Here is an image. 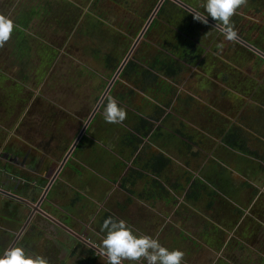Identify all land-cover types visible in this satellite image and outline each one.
Listing matches in <instances>:
<instances>
[{"label":"rangeland","instance_id":"obj_1","mask_svg":"<svg viewBox=\"0 0 264 264\" xmlns=\"http://www.w3.org/2000/svg\"><path fill=\"white\" fill-rule=\"evenodd\" d=\"M181 1L206 13L204 0ZM148 3L149 0H0V14L12 20L20 9L27 10L31 4L40 5L44 13L32 22V50L26 63L19 61L12 50L13 36L0 45V153L13 138L16 145L20 141L32 146L40 144L46 151L44 158L55 150L57 162L53 165L58 167L64 151L72 147L96 110L71 158L72 167L61 173L60 181H55L59 197L53 202L57 206L70 209L68 203L75 190L83 194L67 211L70 216L57 210L66 225L83 228L81 221L95 225L102 217L98 209L103 205L117 211L134 232L158 238L169 249L182 250L183 264H264V60L238 41L226 40L211 23L184 15L180 24L166 20L149 25L128 59L150 63L175 46L180 60L186 39L196 42L198 55L203 56L198 65H186L179 76L170 79L180 100L174 99L167 111L172 112V117H161L154 123L147 140L151 145L144 161L159 152L172 158L171 165L158 176L169 190L170 200L144 196L147 193L143 194V190L154 178L145 173L144 179L133 186V202L128 206L125 201L120 183L127 184L131 175L134 178L143 161L138 164L136 153L122 144L124 135L132 131L140 117L150 118L155 104L163 105L168 97L163 90L131 92L134 84L121 75L110 86L114 74L110 76L105 69L102 55L111 50L106 38L122 39L119 33H126L128 42L112 50L114 56L125 59L152 15ZM263 4L264 0H245L231 17V24L244 39L264 45V16L258 12L264 10ZM188 22L194 25L190 30ZM250 70L257 75L251 76ZM106 89L103 101L110 96L126 110L122 123L110 124L103 119V101L99 104V100ZM232 124L243 127L248 147L259 158L223 145L221 131ZM178 129L193 135L190 147L181 143ZM190 174L199 175L208 190L215 191L213 202L206 192L199 200L187 198L184 190L189 186L186 179ZM29 176L35 179L33 173ZM246 179L252 182L251 187L242 185ZM38 181L48 183L41 177ZM175 183L185 189H173ZM231 188L237 191L233 198ZM82 204L86 205L85 211L79 208ZM95 213L98 216L92 218ZM1 224L4 226V221ZM34 254L42 255V249ZM51 262L58 264L52 259ZM139 264H145L143 259Z\"/></svg>","mask_w":264,"mask_h":264},{"label":"flooded vegetation","instance_id":"obj_2","mask_svg":"<svg viewBox=\"0 0 264 264\" xmlns=\"http://www.w3.org/2000/svg\"><path fill=\"white\" fill-rule=\"evenodd\" d=\"M159 1L160 0H158V2ZM151 4L152 2L149 0L147 6L149 9H151ZM157 4L153 7V12L157 7ZM176 4L179 6L178 3ZM185 4L189 6L188 2ZM182 8L186 9L184 7ZM153 12L150 14H153ZM189 12L194 15L193 12ZM198 13L201 15H207L206 13ZM157 14L154 15V18L149 25L153 24ZM150 16L147 19L146 24L149 21ZM208 19L211 20L209 17ZM170 21L174 24L179 23V21ZM213 22L217 24L215 21ZM158 23L160 22L154 24L156 25ZM237 37L245 43L253 46L244 39L243 36L237 34ZM236 41L246 46L239 40ZM255 48L264 53L260 48ZM261 58L264 60V57L261 56ZM201 61H203V56L199 58L196 64L198 65ZM250 74L251 76L257 75L254 70H250ZM258 76H260V80L263 78V76L261 77L260 72ZM135 91L139 90L135 87ZM14 139L15 138H13V142H6V145H8H5L0 153V159L3 162V164L0 165V219L1 223L4 221V226L0 223V251L12 246H21L25 248L26 251L34 254L39 248H41L43 252L42 255L48 259L49 264L52 263L51 259L53 261H58V264H73L74 262L78 264L79 261H81V264H105L106 257L100 255V244L105 235V232L101 231V226L104 220L109 217L122 219V217L118 215V212L109 210L107 207L101 205L98 211H101L100 215L102 217L95 221V225L90 221L84 223L76 220L83 224L84 227L82 228V226L79 225L77 227H70L64 223L63 216H61L57 210H63L62 212L65 217L67 214V216H70L67 211H70L71 208L75 206V203L83 194H80V192L77 193L75 190L73 199H70L68 203L70 209L57 206L53 202L54 198L56 199V197H59L57 195L59 191L54 189V185L56 184L55 181H60L61 173H63L66 168L72 167L70 161L75 155V150L77 151L81 145L79 143L81 138L78 141L79 144L77 143L78 146L76 145L72 151V147L68 149V151H64L66 152L64 159L58 167L53 165V163L55 164L57 162V160L54 159L55 150L49 151V153H47L48 157L44 158L46 151H44L42 147L40 148V144L32 146L25 141H20L16 145L14 144ZM11 147L13 148V151H11ZM47 149L50 150L52 148ZM74 170L76 173H79L77 169ZM29 173L35 175L34 180L29 176ZM40 177L42 180L48 179V183L45 185V181L39 182L38 179H40ZM131 181L132 180H129L128 182L130 183ZM128 182L126 184V182L123 181L120 183V186L123 188L122 191L126 194L125 201L129 206L133 202V199H135L136 194L133 189L134 185L130 186L128 185ZM150 184H152V181ZM149 188H152V185H149L148 189ZM144 193H148L147 190L144 189L143 194ZM184 193L186 194L187 191L185 192L184 190ZM63 195H65V192H63ZM144 196L151 200L163 199L161 196H156L154 198L150 197L148 194ZM79 208L81 211H85L86 205L82 204ZM104 208L105 210L102 212ZM95 216H98V214H93L92 218ZM92 222H94V220H92ZM53 264L56 263L54 262ZM122 264L128 263L123 261ZM135 264H139V261L135 262Z\"/></svg>","mask_w":264,"mask_h":264},{"label":"trees","instance_id":"obj_3","mask_svg":"<svg viewBox=\"0 0 264 264\" xmlns=\"http://www.w3.org/2000/svg\"><path fill=\"white\" fill-rule=\"evenodd\" d=\"M254 2H259L261 0H252ZM151 9L152 11L153 7L157 4L158 0H151ZM27 10L20 9L17 16L13 18L14 24L17 25L15 30L13 31V47L12 50L16 52V55L18 56V60H27L28 56L31 55V44H30V32H31V26L32 22L35 19H38L43 13V10L40 8V5H33L26 6ZM264 7V4H263ZM25 8V7H23ZM258 12L264 16V10L258 9ZM47 13V11L45 12ZM184 13V14H183ZM203 13V12H201ZM179 14V19L177 18ZM205 14V13H204ZM187 15L193 16L192 13L187 11L186 9H183L180 5L178 6L175 2L172 0H165L164 4L161 6L156 19H154L153 24L151 27H153L156 22H164L165 20H174L179 21V24L181 23L182 19H184ZM197 20V19H195ZM234 20L233 18L230 19V22ZM242 19H239L241 21ZM256 24V23H254ZM193 27L194 25L191 24ZM190 22L187 23L188 30H190ZM234 27V26H233ZM237 34L241 35L239 33V30L234 27ZM120 36H122V39H119L117 37H108L105 39L109 41V46L111 50H107V52L102 55L103 61H104V67L106 70L110 72V76H112L115 71L120 66L121 62L123 61V58L118 56H114L115 51L117 50V45H124L128 42L129 36L125 34L119 33ZM243 36V35H241ZM243 38H245L243 36ZM111 39V40H109ZM248 41V40H247ZM253 46L260 48L262 51H264L263 44L257 41H248ZM174 50H168L161 52L163 53V57H155L150 63H142L140 60H129L125 67L123 68L121 72V76L125 77L127 80L132 81L134 86L142 92H149L151 90H163L164 93H167V102L165 101L164 104H155V112L153 115H151L150 118L140 117L139 123L132 128V131L128 132L124 135V138L122 140V144L124 146H128L129 148H132L133 153H136L135 161L139 164L143 161L140 168H137L135 170L136 176L134 178L133 175H131L130 180V186H133L136 184V181L139 179H144L145 173H151L154 175V178L152 181V188L147 189V194L150 195V197H156L161 196L165 198L166 200H170L167 196L168 189L165 188L164 185L161 184V182L158 179V176L171 165L172 158H170L168 155L159 152L157 154H152L148 159L145 161L143 160L144 157L148 154V149L150 148V143L147 142L149 136L153 133V126L154 123L157 121H160L161 117L170 118L173 116L172 112H167L168 109L171 107L174 99L180 100L177 95V90L173 86L172 82H169L170 79H175L179 74L186 69L187 66L195 65L199 58L201 56L198 55V49L199 45L196 42H193L191 40H184V44L182 46V55L179 58L176 57L177 53V47H173ZM111 51V52H110ZM263 60L262 58H260ZM28 61V60H27ZM25 61V63L27 62ZM131 92H135V89L131 88ZM110 96L106 98V100L103 103L102 109H104L107 100ZM167 114L166 116H164ZM179 134L181 135V143L190 147L189 142H193V135L185 133L182 129L177 130ZM222 143L223 145L234 151H238L242 153L243 155L251 156L253 158H259L257 152L248 147V138L245 134V131L243 130V127L239 124H232L228 129L222 130ZM149 141V140H148ZM141 144V145H140ZM264 169V167H263ZM134 172V171H133ZM130 177V176H129ZM129 180V178H127ZM187 183L189 184L188 190L186 193V196L190 200H196L199 199L203 193L206 192V188L208 185L203 182V180L198 176L194 174H190V176L186 179ZM173 189L175 190H183L185 187L181 183H175L173 184ZM204 191V192H203ZM210 194H213L214 191H210ZM208 193V194H209ZM209 194V195H210ZM214 200L211 199L210 203Z\"/></svg>","mask_w":264,"mask_h":264},{"label":"clouds","instance_id":"obj_4","mask_svg":"<svg viewBox=\"0 0 264 264\" xmlns=\"http://www.w3.org/2000/svg\"><path fill=\"white\" fill-rule=\"evenodd\" d=\"M245 0H204L203 8L207 15L194 12V18L208 23V17L217 21L224 38L237 40V32L230 22L235 11ZM17 25L6 15L0 14V45L7 42ZM115 74V73H114ZM121 74V73H120ZM103 119L110 124L122 123L126 119V110L109 97L103 109ZM101 231L105 232L100 244V255L106 257V264H129L143 259L145 264H183L184 253L180 249H169L163 246L158 238L142 235L123 219L109 217L104 220ZM0 264H48L41 254H32L21 246L5 248L0 253Z\"/></svg>","mask_w":264,"mask_h":264},{"label":"water","instance_id":"obj_5","mask_svg":"<svg viewBox=\"0 0 264 264\" xmlns=\"http://www.w3.org/2000/svg\"><path fill=\"white\" fill-rule=\"evenodd\" d=\"M164 1H165V0H160V1L158 2L157 7L155 8V10H154L152 16L150 17L149 21L147 22V24L145 25V27H144L143 30L141 31V33H140L139 37L137 38L136 42L134 43L132 49L129 51L128 55H127V56L125 57V59L121 62L120 66H119L118 69L116 70V72H115V74H114V76H113V80H112L111 83H110V86L112 85V83L117 79V77H118V76L120 75V73L122 72L123 68L125 67V65H126V63H127V61H128V59L130 58L131 53L133 52L134 48L136 47V45L138 44L139 40L141 39L143 33L146 31L148 25L151 23L152 19L154 18V15L157 14V12L159 11V9H160V7L162 6V4H163ZM173 1L176 2V3H178L179 5H181L182 7L186 8L187 10H189V11H191V12H193V13H194V12H197V11H195L194 9H192L191 7L187 6L185 3L181 2L180 0H173ZM197 13H198V12H197ZM200 15H201V14H200ZM208 22L211 23L212 25L216 26V24H215L213 21L209 20V19H208ZM216 27H217V26H216ZM217 28H219V27H217ZM219 29H220V28H219ZM237 40H239L240 42H242L243 44H245L247 47H249V48H250L251 50H253L254 52L258 53L260 56L264 57V53L261 52L260 50H258V49H256L255 47L249 45L248 43H245L244 41L240 40L239 38H237ZM108 89H109V88H108ZM107 91H108V90L106 89V92H104L103 96L100 98V100H99V104L102 103L104 97H105L106 94H107ZM105 93H106V94H105ZM95 111H96V110H94L93 114H92L91 117L88 119L87 124H85V126L83 127V129H82L81 133L79 134L77 140H76L75 143L73 144V146H72V148H71V151L75 148V146L77 145L79 139L82 137V134L84 133V131H85L87 125H88V122H90V120H91V119L93 118V116L95 115ZM71 151H70V153H71ZM70 153H69V154H70ZM65 161H66V160H65ZM65 161H64V163H65ZM64 163H63V164H64Z\"/></svg>","mask_w":264,"mask_h":264},{"label":"crops","instance_id":"obj_6","mask_svg":"<svg viewBox=\"0 0 264 264\" xmlns=\"http://www.w3.org/2000/svg\"><path fill=\"white\" fill-rule=\"evenodd\" d=\"M199 177H200V176H199ZM200 178H201V177H200ZM201 179H202V178H201ZM202 180H203V179H202ZM203 182H204V181H203ZM204 183H205V182H204ZM209 183H210V182H209ZM251 183H252V182H251ZM251 183H250L249 181H247V179H246V180L243 182L242 185H243L244 187H251ZM210 184H211V183H210ZM207 185H208V184H207ZM253 185H254L255 187H257V184H256V185L253 184ZM209 192H210V191L208 190V187H207V188H206V193H207L206 195L209 196L210 199L214 198V197H212V195L215 194V191H214L213 194H210ZM208 193H209L210 195H209ZM236 193H237V191L234 192L233 188H231V191H230V196H231V198L235 197V196H236ZM256 193H257V192H256ZM230 196H229V197H230ZM214 199H215V198H214ZM198 200H199V199H198ZM237 211H240V209H237Z\"/></svg>","mask_w":264,"mask_h":264}]
</instances>
